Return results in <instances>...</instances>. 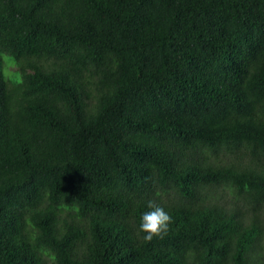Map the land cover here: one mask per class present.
I'll list each match as a JSON object with an SVG mask.
<instances>
[{
  "label": "trees",
  "instance_id": "obj_1",
  "mask_svg": "<svg viewBox=\"0 0 264 264\" xmlns=\"http://www.w3.org/2000/svg\"><path fill=\"white\" fill-rule=\"evenodd\" d=\"M263 235L264 0H0V264H264Z\"/></svg>",
  "mask_w": 264,
  "mask_h": 264
},
{
  "label": "clouds",
  "instance_id": "obj_2",
  "mask_svg": "<svg viewBox=\"0 0 264 264\" xmlns=\"http://www.w3.org/2000/svg\"><path fill=\"white\" fill-rule=\"evenodd\" d=\"M146 208L148 210L141 215L137 235L141 236L145 243L164 239L173 222L171 215L153 200L147 201Z\"/></svg>",
  "mask_w": 264,
  "mask_h": 264
},
{
  "label": "rangeland",
  "instance_id": "obj_3",
  "mask_svg": "<svg viewBox=\"0 0 264 264\" xmlns=\"http://www.w3.org/2000/svg\"><path fill=\"white\" fill-rule=\"evenodd\" d=\"M218 191H221V188H218ZM262 245L264 246V235L262 236Z\"/></svg>",
  "mask_w": 264,
  "mask_h": 264
}]
</instances>
